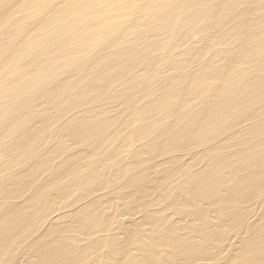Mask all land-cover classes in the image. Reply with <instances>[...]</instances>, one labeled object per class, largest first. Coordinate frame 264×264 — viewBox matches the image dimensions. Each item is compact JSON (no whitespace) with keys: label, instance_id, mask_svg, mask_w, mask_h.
<instances>
[{"label":"bare ground","instance_id":"1","mask_svg":"<svg viewBox=\"0 0 264 264\" xmlns=\"http://www.w3.org/2000/svg\"><path fill=\"white\" fill-rule=\"evenodd\" d=\"M237 14L242 16L236 27L224 30ZM258 24L263 25L259 31L236 30ZM212 28L219 30L218 36L207 37L212 44L217 39L226 43L238 38V49L226 46L220 51L222 61L206 59L194 69L191 64L204 55L189 43L187 58L177 60L181 40L194 39ZM165 58L181 71V77L163 84L158 100L150 93L134 97L135 92L161 81L155 66ZM121 98L126 119L119 122L110 114ZM98 102L105 104L96 106ZM86 104L95 106L81 108ZM43 105L57 115L50 117ZM155 115L175 118L174 124L159 126L157 120L145 126ZM61 121L49 141L47 131ZM118 124L139 136L175 128L174 137L153 147L156 153L165 151L172 141L200 145L224 135L217 145L185 154L187 158L204 154L202 169H195L184 155L183 164L176 158L190 185L175 190L209 198L222 208L223 217L241 221L249 230L264 205V0H0V193L8 201L0 208V264H87L92 248L63 235L71 231L67 220L74 216L90 220L94 214L88 218V213L95 212L101 202L120 206L119 196L100 188L70 212L66 207L53 208L39 224L42 232L31 241V248L22 247L19 239L29 235L34 224V217L23 212L27 204H37L38 209L58 204V199L68 197L71 186L77 190L91 182L104 185L99 170L103 160L94 164L99 154L122 140L118 133H109ZM59 135L90 142L83 156L88 180L79 172L77 157L64 153ZM57 150L59 155L47 159ZM116 156L107 157L106 169L113 173L117 167L129 184L144 188L146 180L134 174L130 160ZM162 165L157 162V167ZM45 167L48 172L41 177ZM29 168V184L10 192L19 174ZM52 191H58V196L51 197ZM21 196L25 205L15 201ZM126 221L130 219L121 220ZM188 239L179 235L173 241L182 253L197 260L205 257L207 249ZM263 241L260 230L246 251L231 261L263 264L259 252ZM150 245L143 243L141 248H158L159 243Z\"/></svg>","mask_w":264,"mask_h":264},{"label":"rangeland","instance_id":"2","mask_svg":"<svg viewBox=\"0 0 264 264\" xmlns=\"http://www.w3.org/2000/svg\"><path fill=\"white\" fill-rule=\"evenodd\" d=\"M261 14L263 15V13ZM241 16V14H237L230 21L229 25L223 26V29H234ZM262 26V24H258L248 29L237 27L236 30L239 33L249 30L259 31L262 29ZM218 35L219 30L212 28L207 33L195 35L194 39L181 40L180 53L176 57L177 60L182 61L187 58L185 49L189 43H193L202 49V54L204 55L196 63L191 64V67L194 69L203 65L206 59L215 58L222 61L220 51L226 46L233 45L238 49V38H231L230 41L234 42L226 43L223 40L217 39L214 44L209 41L211 38H207ZM146 39L147 37L141 41H145ZM143 61L141 60L140 63H143ZM155 67L159 69L161 81L152 84L146 90L142 88L135 92L134 97H141L146 93H150L153 95V99L158 100L161 98L164 90L163 84H166L167 81H176L182 75L181 71L175 68L170 60L166 58L158 60ZM139 69L141 70L142 68ZM123 98L119 99L115 106H112L114 108L110 114L118 118L119 122L126 119L124 114L126 104ZM104 104L105 102H98L96 106ZM91 106L86 104L81 108ZM259 106L260 104L258 103ZM41 107L48 109L50 117L54 118L57 115V112L47 105ZM250 107L253 109L256 106L250 105ZM99 109L100 107L98 111ZM262 117L255 123L259 124ZM157 120H159L157 122L159 126H170L174 124L175 118H163L162 115H155L147 120L144 125H150L151 122L155 123ZM62 122L64 121L50 126V131H47L49 141L53 139L56 128ZM118 126L111 127L109 133L115 135L118 133L122 140L112 143L108 150L99 154L96 160L98 162L94 164L95 167L103 160L99 166V170L103 174L101 178L105 181L104 185L96 186L91 182L89 186L85 185L77 190H75V186H71L72 191L68 197H61L58 199V204L45 209H38L37 204H27L23 213L33 216L34 224L29 235L19 237L23 241L21 243L23 244L22 247H25V244H27V248H31L29 246L31 241L42 232L39 224L47 219L53 208L66 207L65 209L70 212L77 205L83 204V198L86 195L100 188H108L109 192L119 196L120 206L111 207L109 203L101 202L96 207L95 212L88 213V218L94 214L90 220L78 219L76 216L68 218L67 225L70 226L71 231L63 234L83 243L86 248H92L88 252L87 264H234L231 258L234 257L236 259L239 255H242L253 236H257L260 230L264 232V205L257 212L255 224L247 230L244 229L243 225H240L241 221L234 223L230 217H223L222 208L214 206L208 200L209 198L203 200L201 197H193L191 190L187 193L175 190V187H179L180 185H190L187 173L182 171L183 165L182 167H178L179 164L176 160L180 159L182 164L185 161L188 163L192 162L196 166L195 169H202L200 163L205 159L204 154H202L203 156L195 155L192 158L185 157V154L195 150L203 151V149L212 144L217 145L221 142L220 140L223 139L224 135L217 136L210 143L200 145L172 141L165 151L156 153L153 147L161 146L167 139L174 137L175 128L167 133L156 129L150 131L146 136H139L130 127L123 128L119 124ZM33 137L38 138L37 136ZM57 138L58 141H63L61 147L68 157H77L78 162H80L78 164L79 172L84 174L88 180L86 164L83 163L86 162V158H83V156H85V149L89 148L90 142L84 141L79 137H68L66 135H59ZM256 139L258 137L254 138V140ZM59 153L60 151L57 150L47 159H51L59 155ZM116 154H121L124 160L125 158L130 160L129 164L134 174L146 180L144 188L129 184L128 179L120 173L117 167L112 171L113 173H111V169H106L105 162L107 157L113 156L116 158ZM183 155L185 161H183ZM45 156L46 154L41 157ZM58 160L52 163V165L56 164ZM157 162H161L163 165L157 167ZM84 166L85 168H82ZM164 167H166L165 170L163 169ZM48 168H43L41 177L48 172ZM30 169L20 173L22 176L18 182V178H20L19 174L15 181L18 184L10 187V192L21 190L22 187L29 184L31 181ZM171 173L172 176L169 177ZM157 181L159 183H156ZM8 194L6 193L5 196L8 197ZM57 194L58 191H52L51 197H57ZM255 197H259V195H255ZM15 201L25 205V196L16 198ZM7 204L8 201L3 199V195L0 193V208L6 207L5 205ZM227 210L231 212L229 209ZM125 218H129L130 221H126L123 224L121 220ZM35 224H37V228H34ZM113 225L114 227L111 229ZM155 229L157 230L156 233H154ZM113 232L116 233L113 234ZM179 235L189 238L188 242L196 244L199 248H206L207 254L205 257L197 260V258L186 255L177 249L176 243L173 240ZM45 237L48 238V235L46 234ZM115 237L118 238L117 242L112 240ZM238 237L241 238L240 242H236L234 246L230 247L229 243L233 240H238ZM151 242H158V248H141L143 243L151 246ZM259 252L260 260L264 264V241L260 244Z\"/></svg>","mask_w":264,"mask_h":264}]
</instances>
